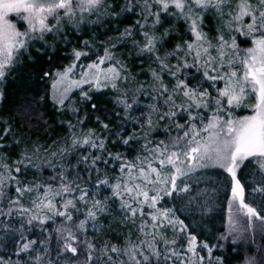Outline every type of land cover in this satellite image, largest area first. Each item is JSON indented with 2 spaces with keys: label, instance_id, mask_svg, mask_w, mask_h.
I'll return each mask as SVG.
<instances>
[{
  "label": "snow or ice",
  "instance_id": "1",
  "mask_svg": "<svg viewBox=\"0 0 264 264\" xmlns=\"http://www.w3.org/2000/svg\"><path fill=\"white\" fill-rule=\"evenodd\" d=\"M61 46L69 62L41 69L44 94L0 108V264H233L236 245L258 250L264 0H0V105L25 58L51 63ZM49 103L66 130L50 143Z\"/></svg>",
  "mask_w": 264,
  "mask_h": 264
},
{
  "label": "trees",
  "instance_id": "2",
  "mask_svg": "<svg viewBox=\"0 0 264 264\" xmlns=\"http://www.w3.org/2000/svg\"><path fill=\"white\" fill-rule=\"evenodd\" d=\"M124 25L121 24L120 27ZM111 27H115L112 25ZM88 31V32H87ZM108 35H113L111 31L108 32ZM92 33L90 30L85 28L79 34H75L70 37L74 43H81L83 40L90 39ZM96 36L98 39H106L104 35V28H98ZM33 57L36 59V63H32L31 61L25 58L24 63L20 68L16 70L15 73V81H10L7 85V103L0 105V108H3L5 112H17L18 107H24L29 100L38 98L39 96L44 94L45 89L48 87L45 81L40 80L38 77L42 74L41 69L43 70H55V68L60 67L62 64H67L69 61L65 58L63 46H61L60 52H58L51 63L48 62L47 57H39L33 52ZM140 79H147V77H140ZM101 101L102 104L107 103L109 107L111 104L108 103L106 97H98L96 98ZM41 112H45L44 119L49 121V127L47 129L48 133V142L50 143L52 139L58 140L61 135L66 134V130L63 126L53 123V121L58 119H63V117H58L55 113H51L50 115L47 113L51 112V104H47L40 108ZM39 135V134H37ZM226 213V207H225ZM225 224H226V215H225ZM224 224L221 223L220 220L216 221L215 228L222 229L224 228ZM114 231H119L115 225L112 226ZM258 250L256 248H251L243 243L236 245V249L240 251L241 255L235 257L233 259V264H245L246 259H251L253 264H264V243L257 244ZM231 254L229 256L232 259Z\"/></svg>",
  "mask_w": 264,
  "mask_h": 264
},
{
  "label": "rangeland",
  "instance_id": "3",
  "mask_svg": "<svg viewBox=\"0 0 264 264\" xmlns=\"http://www.w3.org/2000/svg\"><path fill=\"white\" fill-rule=\"evenodd\" d=\"M91 27H94L93 25H89V27L87 28L88 30H90V28ZM88 32V31H87ZM80 33V32H79ZM79 33H77V34H79ZM113 35H114V33H113ZM247 235V234H246ZM256 242H257V244H263L264 243V241H262L261 240V232H260V230H259V225H258V223H257V229H256Z\"/></svg>",
  "mask_w": 264,
  "mask_h": 264
}]
</instances>
